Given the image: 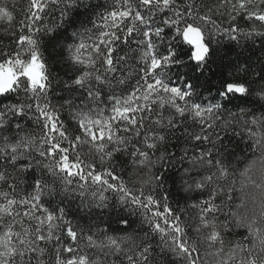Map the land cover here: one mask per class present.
<instances>
[{"label": "snow or ice", "instance_id": "6c2138e0", "mask_svg": "<svg viewBox=\"0 0 264 264\" xmlns=\"http://www.w3.org/2000/svg\"><path fill=\"white\" fill-rule=\"evenodd\" d=\"M18 3L0 0V264H264V67L230 62L209 98L194 82L218 36L264 38V0H27L17 21ZM185 164L193 202L174 209L165 173ZM86 190L139 230L73 226L44 199Z\"/></svg>", "mask_w": 264, "mask_h": 264}, {"label": "trees", "instance_id": "16d2710c", "mask_svg": "<svg viewBox=\"0 0 264 264\" xmlns=\"http://www.w3.org/2000/svg\"><path fill=\"white\" fill-rule=\"evenodd\" d=\"M91 3H104L105 0H90ZM27 0H19L17 6V16L16 19L22 17L23 13L20 11L23 7L26 6ZM99 11H103L100 9ZM95 22H99L98 17H93ZM58 23L57 20H51V24ZM238 23L241 27L246 26V22L243 19L238 20ZM87 27H92L91 24H87ZM57 31H63L62 29H57ZM55 35V33H53ZM219 43H213V48L215 49V53L213 56V63L209 65V70L205 71L203 76H200L199 73L196 74L198 79H195V83L199 87V90L203 92V96L205 98H209L210 96H215L216 94V82L219 78V71L225 70L230 71L227 66L230 62L236 61H245L247 60L251 65L254 71H259L262 67H264V38H256L253 40H241L239 43L234 41H230L226 36L217 37L216 38ZM7 42V40H6ZM163 51V49H161ZM183 55L187 50H180ZM59 46L55 48L50 47L47 52H45V58L49 61V70L52 75L57 78L67 79L68 76L66 73L69 72L68 66L59 60ZM186 59V56L184 57ZM177 71H187V69H177L173 68L172 72ZM240 79L244 81H251L253 77V71H249L248 75L245 76L243 73L239 76ZM173 81H175V77H173ZM208 89H211V93H209ZM57 91H60L57 89ZM63 93H61V96ZM61 97H55L54 99H60ZM245 107L243 100H233L231 104L228 105L229 110L233 112H239L240 108ZM250 108L251 105H248ZM259 115V112H257ZM62 119L66 121L70 128H75L76 123L71 121L67 113L62 115ZM246 145L244 143L239 142L238 139H233L232 145L230 146V150L234 149L236 157L243 159V150ZM251 156V153H248ZM233 159V167L236 166V160ZM250 162V161H249ZM187 165H177L176 168L170 169L165 173L166 177V185L165 188L170 196V203L174 209H178L180 207H184L185 204H190L192 200H186L185 197L189 194L182 191L181 182L179 177L183 173V168ZM49 179H51L49 177ZM71 187L75 188L76 185L73 184ZM111 197L110 193H106ZM193 197H198L197 193L191 194ZM45 200H50L51 204L49 205L50 210L55 209L59 211L63 209L66 213V219L71 221L73 226L87 227L89 225L93 226L92 230L95 232V225L99 224L101 229L105 228L108 224L111 225V229L117 230L115 233L109 232V234L116 235H124L125 233L131 234L136 230H139L140 225V217L138 215H130L127 211L120 208H112L109 207L107 209H96L93 208L89 210L84 205L87 204L91 199V191L86 190L84 197L79 195V192H73L70 195H55L52 197H45ZM111 203V200H110ZM127 218L129 221V225H124L120 223V218Z\"/></svg>", "mask_w": 264, "mask_h": 264}]
</instances>
